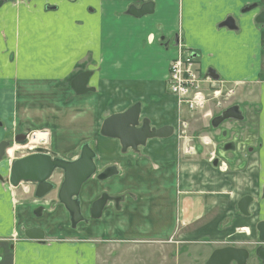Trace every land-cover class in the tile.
<instances>
[{"label":"crops","instance_id":"0c3cea01","mask_svg":"<svg viewBox=\"0 0 264 264\" xmlns=\"http://www.w3.org/2000/svg\"><path fill=\"white\" fill-rule=\"evenodd\" d=\"M0 1L2 7L6 5L0 12V30L12 27L7 34L5 51L13 56L12 71L8 69L5 75L0 69V77L36 81L61 78L54 83L36 82L38 89L46 88L49 92H42L36 98V111L40 109L43 115L36 126L56 124L64 143L83 139L78 150L82 143L88 142L95 154L96 167V172L82 186L79 199L84 221L75 227L55 192L42 199L31 194L17 199L11 188L6 191L0 185V264H98L104 247L118 250L121 244L129 242L135 244L136 250H139L137 246L153 243L163 245L164 254L186 251L185 260L180 264L187 263L191 250H202L200 262L205 264L218 245L214 241L248 239L236 229L251 226L256 216L264 219V202L260 212H256L255 204L249 206L250 217L236 209L239 196L249 192L251 184L258 188L264 186V24L255 21L264 8V0H143L138 4L130 0L124 4L121 18L112 14L109 2L113 1L108 0H78L73 6L65 1L58 10L52 7L50 9L56 11L46 13H43L44 5L60 0H28L26 7L19 10L13 4ZM147 1L154 3L153 15L136 18L127 14L130 5L138 7ZM114 2L115 11H120L124 0ZM252 4L254 8L242 11ZM75 8L76 14L72 13ZM176 15L179 18L176 19ZM145 16L150 19L149 24H162L167 37L161 38L179 33L184 48L195 54L201 74L211 70L230 85L237 82L234 98L247 112H250L249 104L257 105L254 128L262 145L259 151L250 154L249 166L243 169L229 166L227 171L221 172L209 164L206 160L208 144L216 139L208 133L201 140L195 135L194 140L186 144L193 154L178 157L181 149L175 132L178 121L186 120L191 125L198 120L200 123L203 116L188 115L186 108L178 106L167 91L165 75L175 54L173 48L165 49L160 41L161 51L154 47L153 52H137L138 29L147 23L140 19ZM228 17L233 18L236 29L219 27ZM77 20L81 25H76ZM55 24H63L64 30ZM129 24L135 26L128 27ZM95 46H99V51L116 49L114 57L107 54L114 67L99 69L101 74L85 70L91 72L87 86L94 90L82 95L85 97L92 92V96L85 98L84 103L75 101L68 109L61 106L66 98L58 95V85L73 73L79 61L83 58L87 61V50ZM129 46H134L133 52H128ZM103 55L90 51L91 59L99 60L96 64L102 67V62L106 61ZM104 74L114 76L109 79L111 85ZM124 77L131 78L126 85ZM0 80L3 81V77ZM105 86L108 90L104 91ZM74 93L72 90L71 95L77 97ZM136 103L140 105V118L148 120L150 127L172 126L173 134L148 139L136 151L129 148L122 151L117 139L101 136L99 129L105 117L123 112ZM101 110L110 112L95 124V119L92 122L91 118L96 116L95 111L100 113ZM66 114L67 118L59 117ZM4 124L0 119V130H4ZM62 127L66 129L61 130ZM78 154L73 153L71 158ZM230 191L232 194L228 195ZM252 193L259 197L256 191ZM102 194L112 201L105 203L99 218L93 219L90 216L92 203ZM15 221H19V225L13 233ZM31 221L34 223L27 226ZM33 226L42 229L43 240L25 237L24 229ZM179 258L175 255L169 262L175 264Z\"/></svg>","mask_w":264,"mask_h":264},{"label":"rangeland","instance_id":"374dc122","mask_svg":"<svg viewBox=\"0 0 264 264\" xmlns=\"http://www.w3.org/2000/svg\"><path fill=\"white\" fill-rule=\"evenodd\" d=\"M6 4H13L17 10L26 7L25 3L28 0H4ZM69 2L70 5H77L78 0H60L59 2H55V3H48L47 6L44 5L43 6V13L45 12H52V11H56L53 9H50L52 7L57 8V10L61 7L60 4L62 2ZM108 1H113V2H109V5L113 7L112 14L114 15H118L121 17L124 16V13L122 12V10L125 8L124 4L130 0H124V3H122V6L120 7V11H115V0H108ZM133 4H138L140 3V1L143 0H131ZM46 4V2H45ZM17 5V6H16ZM6 6V5H5ZM5 6H1L0 7V12L4 11L6 9ZM46 6V7H45ZM72 13L76 14L78 13L77 8L72 9ZM153 15V14H152ZM17 16V15H16ZM130 16V15H129ZM151 16V15H150ZM146 17V16H145ZM143 17V19H140L144 22V20L147 21V23L143 24L141 26L140 29H138V31L140 32V36H139V40L137 42L138 46H137V52H142L144 50V53H146L147 51L149 52H153L154 51V47H156V51H161L163 50L162 48H160L159 44L160 41H162V36L165 35L167 37V34L164 32L163 34V29H162V24H149L148 21L150 20L149 18H145ZM176 19L179 18V16H175ZM152 19H154L153 17H151ZM129 20H135L137 21L138 19H132V18H128ZM181 21V18H180ZM56 22V21H55ZM64 23V22H63ZM76 25L79 26L81 25V21L77 20L76 21ZM55 25H59L61 26V29L64 30V28H62L64 25L63 24H55ZM113 26H117V25H122V24H112ZM125 25V24H124ZM66 26V24H65ZM128 27H134L135 25L129 24L127 25ZM137 27V26H136ZM9 29H12V27H7V29H5V31L3 29L0 30V33L2 35V39L0 40V69L2 70L3 73H8V69L10 71H12V68L10 66V64L13 62V56H11L9 54V51L6 53L5 51V46L7 45V34L9 32ZM137 29H132V30H137ZM116 31V30H115ZM109 36V40L110 39V35ZM150 36H152V39L150 38ZM164 36V37H165ZM171 36V34H170ZM88 41H90V39H88ZM151 41V42H150ZM80 47L83 48L84 44L79 45ZM97 47L99 46H95L92 47L91 49H88L87 52L89 54L87 61H85V59L83 58V60L79 61L77 63V66L74 67V69L72 70V74L70 76H68L67 78H65L59 85L58 87H60V89H50L51 91L53 90H58V95L62 98H66L65 103L62 102V104H60L61 106H66V108L68 109L70 105H73V103L76 102H86L85 98H89L92 96V92L88 93L85 95H71L72 94V90L70 89V79L75 75V73L79 72V71H84V70H90L91 72L95 70V72H98L99 74H101L99 71V69L103 68L104 70H107L109 68L114 67L112 61L113 60H109V55H107L108 53H110L111 58L112 56L114 57V54L116 52V49L112 48V50L107 49H101V51H99L97 49ZM105 47V46H104ZM103 48V47H102ZM134 46H129V51L128 52H133ZM140 49V50H139ZM104 50V51H103ZM90 51L92 53H104V59L106 61H103V67L102 66H98L97 64L99 63V60L97 62L93 61L90 57ZM111 51V52H110ZM4 62H5V66H4ZM97 63V64H96ZM8 68H7V67ZM94 66V68H93ZM71 71V68H70ZM104 76V79L107 80V82L109 83V85H111V81L109 79L114 78V76H110V75H102ZM1 77H3V81L0 80V119H2L3 122H5L4 124V130H0L1 132V136L0 138H2L3 136V140H11V144L9 146L13 147V149H9L6 154L2 157V159L0 160V177L2 178V180H0V185L1 187H4L7 191L8 188H11V192L13 193V196H15V198L17 199H24L28 194L32 195V186L34 184H31L29 182H21L20 186L14 188L13 186L9 185L8 181H6L7 177H8V172H9V167L12 163L13 160H15L16 158H19L23 155L29 154L30 152H32L29 149V146L27 143H29V141L31 140L32 136H29L27 141L25 142V144H27V147L24 148H19L20 145H25L23 144H19L15 141H13V134L17 133V132H25V130H27V128H30L31 131H34L35 133H45L43 135V142L40 144V146L37 148L38 150H42L48 153H53L55 155H59V156H63L64 158H66L65 156H68L69 158L67 159H72L71 157H73V153H79L78 150V146L81 140H75L72 141L74 143H64L63 140L60 138V131H58L57 129V125L56 124H51L50 122L47 123L48 118H46V123L50 124L49 126H44V125H40V126H36V123L38 121H40L42 119V116L40 114V109H38L36 111V102H37V97L40 96V94L42 92H46V88H41L38 89L36 82H42V81H52L57 82L58 80H60L61 78L57 79V78H44V79H40L38 81L36 80H30L28 78H14L13 76H9L6 79V76L4 77L3 75H1ZM0 77V78H1ZM131 78H126L124 77V85H126V82L128 80H130ZM117 81V80H116ZM115 81V82H116ZM92 87L95 88L96 90V86L94 85V83L91 84ZM48 88H51L48 87ZM108 90V88L105 86L104 87V91ZM75 94V93H74ZM79 112H83V109H78ZM110 112V110H101V112H97L95 111V115L96 116H92L91 121L94 122L95 119V124H97V120H99V118L105 114H108ZM178 114L180 112H177ZM182 114V113H181ZM186 114V112L184 113ZM189 115V113H187ZM88 115V114H87ZM197 115V118L199 116H201V112L195 114ZM60 118H67V114L66 115H60ZM34 124L32 123V119ZM88 120H90L89 118H87ZM43 121V120H42ZM41 121V122H42ZM199 121V120H198ZM191 123L190 125V130L193 131V133H198V132H206L207 127L204 125V123ZM65 122V121H63ZM43 124V123H42ZM32 125V126H31ZM30 126V127H29ZM227 126V122H223L222 125L220 126V129H225ZM62 129H66V127H62ZM10 132V133H9ZM218 132V128H212L211 130H209L207 133L210 137L213 136L214 133ZM9 133V134H8ZM60 136V137H59ZM71 147H74L71 150ZM75 152H72L74 151ZM71 155V156H70ZM75 156V155H74ZM62 173L59 172V170L55 171V174L52 176L51 180L55 182V184L57 183L59 185L60 179L59 177H61ZM58 185H55V188L50 191L51 192H57L58 190ZM24 186H30V188H24ZM30 191V193H29ZM33 199V198H32ZM26 202V200H24ZM18 205V204H17ZM85 207V205H84ZM14 212V209H13ZM53 216L57 217L55 212H53ZM34 222H27V226L31 225ZM68 223V221H67ZM19 225V221H15L13 223V233L14 231L18 228ZM81 226V225H80ZM178 225L176 224V227ZM92 229L94 230L95 227L93 225ZM14 235V234H13ZM156 238H151V240H154ZM132 242L129 243H124L120 245V248L118 250H112V248H105L102 250V252L99 255V260H98V264H171V262H169V260L173 257L176 256H180L178 262H175L180 264L181 262H183V260H185L184 254H186L185 252H177V253H173V252H167L166 254H164V246L163 245H159V244H147V245H142V246H137V248L139 250L134 249L135 248V244H131ZM130 244V245H129ZM108 249V250H107ZM113 251V252H112ZM170 251V249H169ZM193 252H188V254H190L191 256L186 258L187 263L186 264H202L200 261V257L202 255V250L201 251H197L195 249L191 250ZM100 260H102V262L100 263Z\"/></svg>","mask_w":264,"mask_h":264},{"label":"water","instance_id":"95a60500","mask_svg":"<svg viewBox=\"0 0 264 264\" xmlns=\"http://www.w3.org/2000/svg\"><path fill=\"white\" fill-rule=\"evenodd\" d=\"M2 1H0V6ZM247 8L244 11H247ZM154 11L153 1H147L140 6L130 5L127 14L139 18ZM259 24H264V11H262L255 19ZM219 27H227L236 29V25L232 17L226 18L219 24ZM164 38V37H163ZM162 38V39H163ZM178 41L175 37L171 46H177ZM165 49L169 48V41L162 43ZM91 75L90 71L78 73L70 81V87L77 95H82L88 91L94 90L88 87V79ZM209 75L216 79L217 75L209 70ZM240 118V116L232 113L230 109L224 111L219 117L213 121H220L227 117ZM99 134L104 137L117 139L122 147V151L129 149L137 150L138 147L145 145L148 139L166 138L173 134L172 126H163L160 128H152L148 120L140 118V105L136 103L127 108L123 112H118L105 117L101 123ZM24 135L15 137L14 141L23 142ZM9 148V141L0 142V160ZM80 153L73 160L65 159L60 156H52L48 153L35 152L19 158H16L10 166L9 174L6 179L8 183L17 187L21 182H29L34 184L36 198H43L51 190L55 188V182L51 180L55 171H61L62 175L58 191L56 192L58 202L64 207L69 215L71 225L75 227L79 222L84 221V217L80 204V191L82 186L96 172L94 164L95 154L88 142L80 145ZM107 195L103 194L92 203L90 216L93 219L99 218L105 205ZM259 232V240L264 242V222L257 225ZM24 235L28 239L43 240L44 233L42 229L33 226L24 229ZM264 249L257 248L256 253L264 259ZM248 256V252L243 249L222 248L211 253L205 264H229L235 260L238 264H243Z\"/></svg>","mask_w":264,"mask_h":264},{"label":"flooded vegetation","instance_id":"af4514ba","mask_svg":"<svg viewBox=\"0 0 264 264\" xmlns=\"http://www.w3.org/2000/svg\"><path fill=\"white\" fill-rule=\"evenodd\" d=\"M254 7L255 4H252L243 8L242 11L246 12L244 10H246L247 8H249L247 10L249 11ZM262 11H264V8L262 9ZM77 73H75V75ZM75 75L73 77H75ZM237 85L238 84L235 81L232 82V85H230L229 82L226 80H220L218 78L214 79L209 75V71L203 74V95L206 99H208L205 107L218 108L219 110L211 116H203L200 119V123H204L207 129L206 132H198L197 134L203 138V135L209 130H211L212 128H218V132L214 133L212 136V138L214 140L216 139V141L212 144H208L210 145V150L207 154L206 160L209 164L216 167L217 170L221 172L227 171L229 166H233L236 169H243L244 167H247V165L249 166V162L251 160L248 162V164L247 161L249 159L250 154L256 152L257 150L259 151L262 145L261 141L259 140V136H257L254 128V115L255 113H257V105L249 104L251 105L249 108L250 112H247L245 107L240 102L236 101L234 98L236 95ZM216 91H220L217 97H215L214 95ZM227 109H230L232 113H235L236 115L240 116V118H235L233 116L227 117L226 119H222L220 121H213ZM224 121L227 122V126L225 129L222 130L220 129V126ZM15 135H17V137L20 136V134L18 133ZM9 141V144H11V140ZM179 141L181 143V149H179L178 157H187L188 154L186 149V143H183L181 140ZM183 145L185 146V148H183ZM10 148L13 149V147ZM222 168H224V170ZM252 191H256L259 197L257 198L253 196V193L251 194ZM34 192L35 187L32 191L33 196ZM228 193V195L232 194L231 191ZM110 201L112 200H109L107 196L105 203ZM263 202L264 186L258 188V186H252L251 184L250 191L243 194L242 196H239L238 201L236 203V209L240 214H245L247 217H250L252 215V211L249 210V206L255 204L256 212L257 210L258 212H260ZM260 222H264V219L259 216H256V220H253L251 226H242L236 229L238 232L246 234L248 239L245 241L231 239L228 241H214V243L218 245L213 250V252L222 248L243 249L248 252L247 259L243 264H264V259L259 257L256 253L257 248L260 247L264 249V242L259 240V232L257 228V225ZM178 224L179 223H177V225ZM229 264L238 263L233 260L230 261Z\"/></svg>","mask_w":264,"mask_h":264},{"label":"built area","instance_id":"2783aa9c","mask_svg":"<svg viewBox=\"0 0 264 264\" xmlns=\"http://www.w3.org/2000/svg\"><path fill=\"white\" fill-rule=\"evenodd\" d=\"M175 55L171 59L168 67V72L166 74V85L170 95H172L178 106L185 107L189 112L192 113H202L203 116H211V111L207 109V100L203 95L202 82L203 78L199 74L196 65L195 58L192 56L191 52L184 48V45L179 40L175 48ZM220 91L214 93L215 97L218 96ZM218 109V108H216ZM187 123L185 121H178V131L181 137L186 136ZM34 131H30L27 137L32 136L31 140L36 137ZM42 137L45 133H41ZM41 142L37 144H31L30 141L27 143L30 150H34L40 146Z\"/></svg>","mask_w":264,"mask_h":264},{"label":"bare ground","instance_id":"6f19581e","mask_svg":"<svg viewBox=\"0 0 264 264\" xmlns=\"http://www.w3.org/2000/svg\"><path fill=\"white\" fill-rule=\"evenodd\" d=\"M36 137H37V138H35V139L33 138L32 140H30V145H31V144L33 145V144H35L36 142H37V144H38V143L41 142V139H43L41 133H37V134H36Z\"/></svg>","mask_w":264,"mask_h":264}]
</instances>
